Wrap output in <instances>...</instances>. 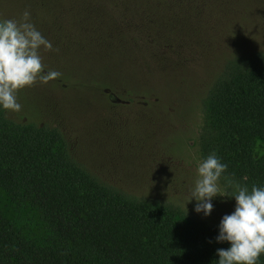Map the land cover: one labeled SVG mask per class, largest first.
I'll use <instances>...</instances> for the list:
<instances>
[{
    "label": "rangeland",
    "instance_id": "rangeland-1",
    "mask_svg": "<svg viewBox=\"0 0 264 264\" xmlns=\"http://www.w3.org/2000/svg\"><path fill=\"white\" fill-rule=\"evenodd\" d=\"M24 11L53 45L39 50L45 71L61 75L18 90L21 106L33 100L104 183L218 227L235 200L215 196L207 217L187 202L202 100L228 59L264 51V0H0V19L19 21ZM0 207L27 237L47 235L33 209L1 191Z\"/></svg>",
    "mask_w": 264,
    "mask_h": 264
},
{
    "label": "trees",
    "instance_id": "trees-1",
    "mask_svg": "<svg viewBox=\"0 0 264 264\" xmlns=\"http://www.w3.org/2000/svg\"><path fill=\"white\" fill-rule=\"evenodd\" d=\"M23 101L17 115L0 110V191L33 209L48 233L27 237L0 207V264H216V250L229 247L216 242V225L169 200L104 183L71 156L35 102ZM202 111L199 158L215 153L227 165L223 191L231 193L228 181L264 185V51L228 59Z\"/></svg>",
    "mask_w": 264,
    "mask_h": 264
},
{
    "label": "clouds",
    "instance_id": "clouds-1",
    "mask_svg": "<svg viewBox=\"0 0 264 264\" xmlns=\"http://www.w3.org/2000/svg\"><path fill=\"white\" fill-rule=\"evenodd\" d=\"M52 50L47 40L24 11L20 20L0 19V110L19 112L21 104L16 93L39 80L48 83L58 78V71H45L39 50ZM215 153L196 165V177L188 191V201L194 199V211L205 217L213 209L212 199L228 196L235 200L234 211L224 215L218 225L216 242H228L227 249L218 248L216 264H257L264 254V185L253 184L249 189L228 181V191L221 192L218 181L226 171Z\"/></svg>",
    "mask_w": 264,
    "mask_h": 264
}]
</instances>
